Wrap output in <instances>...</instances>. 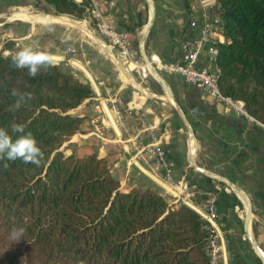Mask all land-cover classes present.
Returning <instances> with one entry per match:
<instances>
[{
    "label": "trees",
    "instance_id": "trees-1",
    "mask_svg": "<svg viewBox=\"0 0 264 264\" xmlns=\"http://www.w3.org/2000/svg\"><path fill=\"white\" fill-rule=\"evenodd\" d=\"M36 1L96 27L91 0ZM215 1L225 37L216 42L214 58L219 90L241 100L264 123V0ZM124 13L122 27L136 34L146 22L147 7L137 9L127 0ZM138 42L133 40L136 49ZM5 48L8 54L0 52V128L13 140L31 132L43 159L39 166L0 160V264H210L207 222L195 209L170 206L153 186L124 190L106 157L61 149L82 131V116L70 110L94 94L91 84L55 62L32 77L13 64L19 48L11 41ZM13 90L31 93L32 99L16 108ZM12 124L23 125L24 133H13ZM201 180L198 197L217 192L226 229L239 199L223 181ZM20 229L22 234L14 236Z\"/></svg>",
    "mask_w": 264,
    "mask_h": 264
},
{
    "label": "crops",
    "instance_id": "crops-1",
    "mask_svg": "<svg viewBox=\"0 0 264 264\" xmlns=\"http://www.w3.org/2000/svg\"><path fill=\"white\" fill-rule=\"evenodd\" d=\"M130 1L137 9L147 7L146 23L153 12L147 48L140 43L142 25L129 39L131 46L137 38L138 49H135L141 55L143 49L149 57L154 55L169 62L178 60L182 55L180 40L189 21L197 17L200 1ZM31 3L0 0V28L7 30L9 26L10 37H16L11 39L22 50L46 52L53 62L91 84L94 94L70 110L83 118L82 131L78 133L82 144L76 152H96L106 157L124 190L153 186L163 192L140 151L147 142L146 132L129 140L122 129L123 118L134 127H141L139 120H145L161 134L166 154L176 164L178 177L198 183L202 182V176L215 178L190 166L193 160L223 176L231 184L223 181L225 186L239 199L240 205L234 206L232 217L227 218L226 229H220L219 264H264L253 244L255 241L264 250V198L257 196V192L264 196V125L238 114L201 87L187 84L179 75L158 72L159 77L148 75L141 79L140 73L125 63L120 48L100 29L104 23L108 30H125L120 20L125 17L127 0H91V13L99 23L97 29L87 18L56 14L49 5L44 10L34 8ZM214 65L209 56L200 61L201 67ZM143 82L147 86L145 96L137 99L135 108H128L134 88ZM202 200L198 196L194 199L198 208Z\"/></svg>",
    "mask_w": 264,
    "mask_h": 264
},
{
    "label": "built area",
    "instance_id": "built-area-1",
    "mask_svg": "<svg viewBox=\"0 0 264 264\" xmlns=\"http://www.w3.org/2000/svg\"><path fill=\"white\" fill-rule=\"evenodd\" d=\"M199 1L200 11L197 17L189 21L188 27L179 43L182 55L176 61H162L154 55L146 56L147 59H144L143 55L130 44L131 32L127 30L111 31L107 29L104 23L100 24V29L104 30L112 43L120 48L122 55L125 57V63H128L132 70L140 73L141 79H145L148 75L154 76L151 67L158 72L179 75L187 84L201 87L207 94L225 102L238 114L260 125H264V123L258 121L247 112L241 100L233 99L220 92L216 64L214 67L200 66V61L204 56H209L215 63L216 42L225 41V37L222 33V22L217 11L216 1ZM96 27L99 28L98 22ZM138 54L141 57H138ZM146 90L147 86L144 82L138 88H134L131 98L127 102V107L135 108L137 99L145 96ZM121 121L123 132L128 135L129 140H134L142 131L146 132L147 142L140 148V151L144 154V163L158 178L163 194L170 206H177L180 203L187 204L195 209L207 222V250L210 256V264H219L221 257L220 229L223 228V223L221 221L217 192L205 191L201 206L198 208L194 199L203 191L198 187V182H191L186 180L184 176H177L176 164L167 156L162 144L161 134L154 130L155 126L147 124L143 119L139 120L141 121V127L132 126L129 120L125 118L121 119ZM131 134L133 135L130 136ZM225 189L230 192L229 187L225 186Z\"/></svg>",
    "mask_w": 264,
    "mask_h": 264
},
{
    "label": "clouds",
    "instance_id": "clouds-1",
    "mask_svg": "<svg viewBox=\"0 0 264 264\" xmlns=\"http://www.w3.org/2000/svg\"><path fill=\"white\" fill-rule=\"evenodd\" d=\"M53 62V58L43 51H34L31 48H24L16 53L13 57V64L15 67L28 69V74L35 77L38 72L43 68L47 69ZM13 96L17 97L15 107L19 108L22 104L32 99L31 93H19L13 90ZM11 131L13 133H24V127L20 124H12ZM17 159L24 163H32L37 166L43 159V152L37 145V140L28 132L19 135L15 140L9 135L8 131L0 128V160L16 161ZM7 167V164H5ZM23 229L19 233L14 232V236L22 234Z\"/></svg>",
    "mask_w": 264,
    "mask_h": 264
},
{
    "label": "rangeland",
    "instance_id": "rangeland-1",
    "mask_svg": "<svg viewBox=\"0 0 264 264\" xmlns=\"http://www.w3.org/2000/svg\"><path fill=\"white\" fill-rule=\"evenodd\" d=\"M30 2H32L31 4L33 5L34 8H35V7H38V8H40V9L47 10V9H46L47 6H44L43 3H41V2L38 3L36 0H30ZM134 4H135V3H134ZM143 7H145V5L142 6L141 8H143ZM145 16H146V18H147L148 13H145ZM0 23H1V21H0ZM145 23H146V22H145ZM145 23H144V24H145ZM96 24H97V21H96ZM144 24H143V25H144ZM143 25L140 26V28H139V30H140L141 32L144 30V29H143ZM94 28L97 29V27H94ZM9 31L11 32L9 26H8L7 30H5V29H1V28H0V52L6 53V54L9 53V50L5 48V43L11 41V42H13V43L15 44V41H13V39L16 38L15 36L10 37V36H11V33H9ZM11 38H13V39H11ZM15 46H17V47L19 48V50H18L17 52H19V51L22 50L21 46L16 45V44H15ZM17 52H16V53H17ZM138 57H141V56L138 54ZM142 57H143V56H142ZM78 133H79V132L75 133V134L71 137V139H70L69 141L65 142V143L63 144V146L61 147V149H62L65 153H69L71 148H75V150H77V148H79L80 144H82V139H80V137L78 136ZM65 148H66V149H65ZM121 188H122V185H121Z\"/></svg>",
    "mask_w": 264,
    "mask_h": 264
},
{
    "label": "water",
    "instance_id": "water-1",
    "mask_svg": "<svg viewBox=\"0 0 264 264\" xmlns=\"http://www.w3.org/2000/svg\"><path fill=\"white\" fill-rule=\"evenodd\" d=\"M152 21H153V12L151 13L150 18L148 19L147 23L145 24L144 33H143V35H142V37H141V39H140V43H141V46H142V47H143V44H144L145 38H146V36H147V34H148L150 28H151ZM141 52H142V55H143L144 59H147L143 49H141ZM151 69H152V71H153V73H154L155 76H158V77L160 76L157 70H155V69L152 68V67H151ZM191 135H192V134H191ZM190 166H192L193 168H195V169H197V170H199L200 172H203V173H205V174L213 175L215 178L224 181V182L227 183L228 185H231V184H230V183H229V182H228L223 176H221V175H219V174H216V173H212V172L209 171L208 169H206V168H204V167L198 165L197 163H195L193 160L191 161ZM232 186H233V185H232ZM233 188H234V187H233ZM235 190H238V191L241 192V190H239V189H237V188H235ZM253 244H254L255 248L257 249V251L259 252V254H260V256H261V258H262V260H263V262H264V250H263V249L259 246V244H257L255 241H253Z\"/></svg>",
    "mask_w": 264,
    "mask_h": 264
}]
</instances>
